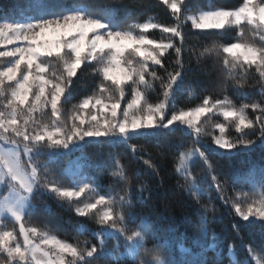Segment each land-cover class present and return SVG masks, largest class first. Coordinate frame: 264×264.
Instances as JSON below:
<instances>
[{"label":"snow or ice","instance_id":"1","mask_svg":"<svg viewBox=\"0 0 264 264\" xmlns=\"http://www.w3.org/2000/svg\"><path fill=\"white\" fill-rule=\"evenodd\" d=\"M162 3L171 24L121 18L115 6L99 8L94 0H27L16 13H0V264H264V244L257 249L241 235L242 227L264 233V159L242 160L230 176L214 161L221 150L225 156L264 150V0H242L235 8ZM189 27L221 37L234 29L236 36L234 42L189 44ZM155 29L159 38L149 35ZM193 57L198 65L211 62L223 95L184 87ZM84 65L99 82L72 104L73 78ZM250 74L258 77L253 84ZM230 87L245 97L243 89L258 87L260 99L237 104ZM178 94L192 106H181ZM178 129L195 139L176 157L177 186L203 210L189 220L192 244L178 245L182 259L169 250L170 230L161 235L150 216L135 211L133 201L150 198L151 186L135 183L118 155L109 152L105 159L87 151L123 145L156 172V164L141 155L146 147L132 141H158ZM76 153L84 164L73 170L70 157ZM66 158L67 166L59 167ZM100 171L116 182L107 192L93 174ZM238 184L249 190H237ZM206 185L239 218L230 244L210 227L217 209ZM45 194L79 217L94 218L101 226L92 232L97 243L70 242L47 225L31 223L40 209L51 212L42 200L36 203ZM7 220L18 230L8 228ZM73 228L78 236L92 231L86 223Z\"/></svg>","mask_w":264,"mask_h":264},{"label":"trees","instance_id":"2","mask_svg":"<svg viewBox=\"0 0 264 264\" xmlns=\"http://www.w3.org/2000/svg\"><path fill=\"white\" fill-rule=\"evenodd\" d=\"M26 2L27 0H0V13L5 11L9 14L16 13L21 10V5ZM190 3L193 7L207 6L210 3L218 7L235 8L242 3V0H190ZM94 4L99 8H103L104 6H115L121 18L126 14H130L134 19L141 22L148 17H154L157 22L166 25L173 23L170 9L167 5L162 3V0H94ZM186 32V41L189 44H196L197 42L204 44L205 42L217 39H222L224 42H234L233 38L236 36V31L234 29L226 33L223 37L217 34H201L198 30H192L190 27L186 29ZM149 35L150 37L159 38L161 32L159 29H155L152 30ZM256 39L258 41V38ZM189 55L190 54L185 51L184 59L186 62L188 61ZM187 66L191 70L187 71L184 84L185 88L191 86L198 89H207L208 93L213 95H223V93L217 90V76L215 72L211 71L210 61H205L198 65L193 57L191 64ZM90 71L91 69L88 65H84L78 71L77 77L73 78L75 96L71 101L72 104L78 103L81 98L90 95L96 83L99 82L98 77L88 74ZM157 71L163 75V70L159 67H157ZM209 72H211L210 75L206 74ZM81 73H84V75L81 76ZM257 78L256 74H250L248 84H253ZM158 91L159 89H157V92ZM243 91L248 93L247 97L240 95L230 87L228 89V95H230L237 104L260 99L258 87H246ZM151 98L155 100L156 95L152 94ZM177 98L181 106H192L183 104V100L185 99L183 95L178 94ZM199 102V100H196L194 103ZM69 107H71V105H69ZM249 112L250 115H254L251 110H249ZM220 119L222 120V118ZM194 139L193 135L185 134L182 129H178L169 137L162 138L158 141H145L144 139L132 141V143L141 144L146 147L147 151L143 152L141 155L143 159H151V161L156 164V172L144 165L143 160L136 159L131 150L123 145L111 149L105 147L99 150L95 147H89L87 150L89 153H98L105 159L108 158L109 152L113 155H118L121 158V162L129 166V174L132 176L135 183L143 180L151 186L150 198L140 202L136 200L133 201L135 204V211L138 214L150 216L152 223L161 230V235H163L166 230H170L168 233L171 240L169 250L172 252L173 257L177 259L183 258V253L180 252L178 245L186 244L190 246L192 244L194 229L189 220L195 222L197 220L196 212L203 211L200 205L190 197L186 190L177 186L179 177L174 170V164L179 152L192 147ZM181 144L183 147H180ZM40 159L44 160L46 157H40ZM68 159L69 158H66L59 167L62 168L67 166ZM70 159L73 162V170H75L76 164H84V162L80 160L79 153L73 154ZM261 159H264V150L260 148H256L255 151L251 153H241L233 156H225L224 150H221L220 155L214 157V161L218 163L225 176H230L235 168L239 167L240 161L242 160H250L259 163ZM202 168V165L199 166V169ZM52 169L55 175H59V168L56 165H53ZM135 170L140 171L139 177L132 175ZM93 174L96 176L101 192H107L109 186L116 183L108 172L100 171L94 172ZM197 174L203 175V172L198 170ZM116 186L119 187V184H116ZM235 187L237 190H249L246 184H238ZM206 189L209 195H211L217 209L215 220L210 223V227L215 229L217 233H222L225 236L226 244H230L234 237L232 229L233 220L235 219L238 221L239 218L234 217L227 206L218 199V194L214 187L208 188L206 185ZM229 194H232L231 188L229 189ZM144 195L148 197L147 192H145ZM41 200L50 207L51 212L49 213L40 209L30 221L31 223L37 226L47 225L49 229L56 232L62 239L69 240L70 242L87 240L91 243H97L92 232L99 230L101 226L95 222L94 218L89 219L77 216L67 204H63L50 195H43L38 198L36 203L39 204ZM203 202L207 203V199L205 198ZM5 223L8 228H16L18 230V225L15 222L7 220ZM77 223H86L92 231L78 236L73 228V225ZM17 234L19 235L18 231ZM241 235L245 237L247 243L252 244L257 249H259L261 244H264V233H262L258 227L254 229L242 227ZM152 242L151 240L149 241V246H151ZM111 243H114V241L110 242L109 246H111ZM209 256L211 257L212 253H209ZM240 258H243V254H241ZM96 264H104V262L100 260L97 261ZM224 264H228L227 259H225Z\"/></svg>","mask_w":264,"mask_h":264},{"label":"rangeland","instance_id":"3","mask_svg":"<svg viewBox=\"0 0 264 264\" xmlns=\"http://www.w3.org/2000/svg\"><path fill=\"white\" fill-rule=\"evenodd\" d=\"M9 47H11V46H9ZM0 50H3V49H0Z\"/></svg>","mask_w":264,"mask_h":264}]
</instances>
